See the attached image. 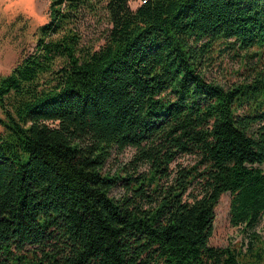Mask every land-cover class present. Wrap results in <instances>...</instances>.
Here are the masks:
<instances>
[{
    "label": "trees",
    "instance_id": "1",
    "mask_svg": "<svg viewBox=\"0 0 264 264\" xmlns=\"http://www.w3.org/2000/svg\"><path fill=\"white\" fill-rule=\"evenodd\" d=\"M93 1L97 50L68 28ZM130 1L49 0L0 76V264H247L210 239L223 195L250 242L264 216V0ZM223 53L247 74L229 87L204 73ZM128 149L140 182L102 174Z\"/></svg>",
    "mask_w": 264,
    "mask_h": 264
},
{
    "label": "rangeland",
    "instance_id": "2",
    "mask_svg": "<svg viewBox=\"0 0 264 264\" xmlns=\"http://www.w3.org/2000/svg\"><path fill=\"white\" fill-rule=\"evenodd\" d=\"M91 3L80 6L76 20L73 19L75 22L72 21L68 28L77 34L82 48L97 50L104 45L111 25L102 5H94V1ZM138 5L139 0H131L129 3L132 10ZM48 7L49 0H0V76L8 75L23 56L34 49L38 28L49 21ZM254 63L255 59L246 61L248 68ZM257 64L264 71V62H257L254 66ZM204 73L206 79L224 87L241 81L247 75L242 70V60L228 53L218 56ZM133 157L134 151L130 149L112 153L103 166L102 174L110 177L127 176L137 180L136 183L140 182L149 168L143 164L135 165ZM176 160L183 167L194 164L193 158L188 156ZM110 196L121 200L127 196V191L122 183H118L110 191ZM229 200L228 195H223L215 208L211 245L234 251L241 263L264 264V216L254 230L256 239L250 242L247 234L230 226Z\"/></svg>",
    "mask_w": 264,
    "mask_h": 264
},
{
    "label": "built area",
    "instance_id": "3",
    "mask_svg": "<svg viewBox=\"0 0 264 264\" xmlns=\"http://www.w3.org/2000/svg\"><path fill=\"white\" fill-rule=\"evenodd\" d=\"M145 0H139V3L142 4Z\"/></svg>",
    "mask_w": 264,
    "mask_h": 264
}]
</instances>
